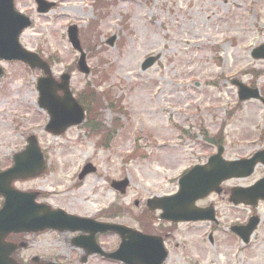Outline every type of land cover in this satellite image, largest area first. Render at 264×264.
Returning <instances> with one entry per match:
<instances>
[{
	"label": "rangeland",
	"instance_id": "374dc122",
	"mask_svg": "<svg viewBox=\"0 0 264 264\" xmlns=\"http://www.w3.org/2000/svg\"><path fill=\"white\" fill-rule=\"evenodd\" d=\"M50 1L58 5L46 15L37 13L35 0L17 1L18 9L33 19L21 44L49 58L58 77L79 59L66 35L69 24L79 26L82 45L87 37L97 53L87 58L90 75L74 70L71 89L77 94L98 81L101 91L109 89L112 97L122 98L127 113L117 115L104 101V129H114L106 147L99 142L101 135L84 126L62 135L49 133V116L39 108L36 88L42 72L17 61L1 63L0 170L10 168L12 156L26 147L31 135L48 166L38 178L15 180L16 189L37 191L39 202L86 217L117 201L125 210L115 221L139 228L137 217L149 198L173 193L184 170L216 152L206 136L223 132L227 159L264 148V103H241L232 82L254 83L264 92V60L252 57L264 42V0H109L100 10L92 0ZM93 24L98 26L91 30ZM112 37L116 39L110 45ZM157 53L161 58L156 65L142 72L141 63ZM254 70L262 74L256 77ZM116 117L120 123L114 128ZM86 163L96 171L81 180ZM263 175L264 166L259 165L252 175L227 181L224 190L248 186ZM125 178L129 188L121 194L111 182ZM227 198L216 194L201 202L213 203L220 212L214 242H208L210 224L198 223L180 227L170 244L187 242L186 253L200 257L202 264H264V202L250 210L233 208ZM3 201L0 195V206ZM251 211L262 222L245 246L228 230ZM72 236L54 231L29 236L30 245L19 258L29 263L39 255L77 264L80 251L71 245ZM100 239L107 249L119 241L114 235ZM181 255L175 248L168 264H176ZM88 261L112 264L96 256Z\"/></svg>",
	"mask_w": 264,
	"mask_h": 264
},
{
	"label": "water",
	"instance_id": "95a60500",
	"mask_svg": "<svg viewBox=\"0 0 264 264\" xmlns=\"http://www.w3.org/2000/svg\"><path fill=\"white\" fill-rule=\"evenodd\" d=\"M38 3L40 4L39 11L41 12L48 11L54 5L45 0H38ZM30 23L29 17L16 11L14 0H0V60L19 59L25 63L27 62L32 69L40 68L45 72V77L38 79L37 89L40 91V106L45 108L50 114V121L46 130L60 134L67 127L82 123L84 110L78 105L70 92L69 75H62L63 81L58 84L52 77L49 65L20 45L19 35ZM69 35L74 46L79 48L75 26L70 27ZM253 55L254 57L264 59V46L255 49ZM159 57L157 55L156 57L147 58L143 63L142 69L145 71L148 67L154 65ZM85 58L81 57L79 67L83 72L89 73L90 70L86 66ZM2 74L3 71L0 68V76ZM236 83L240 87L239 94L242 101L244 99L260 97L257 89L252 90L246 85L239 82ZM60 89L64 91V96L62 97H58L57 95ZM222 153L223 149L221 148L218 154L211 158L207 165L209 168H206V166H195L189 173L185 174L179 181L180 189L178 194L173 195V197L152 198L149 201L151 207L164 209L163 216L172 220L205 218L206 214H208V209L205 211L195 207V200L205 197V195L212 191L221 192L220 185L227 178L251 174L259 160V156L263 155L264 152H259L252 159L230 162H225L221 158ZM13 157L14 165L9 170L0 172V193L4 195L5 200L0 210V264H19L13 258V253L26 246V243L17 245L6 242L5 239L10 234L44 231L47 228L55 230H66V228H69L72 231L79 229L84 232L92 231L89 227L85 228L83 226V223H88L92 221L91 219L76 217L65 213L61 209L53 210L46 204L43 205L36 202L37 192L19 191L12 186L14 180L37 177L46 169L45 158L35 136H31L28 139V146ZM94 170L90 164L87 165L81 174V178L86 173ZM113 185L124 192L128 186V180L113 183ZM260 198L264 199V179L248 189H241L239 187L233 189L230 200L236 204L239 202L255 204ZM257 224L258 219L254 218L249 229H247L248 237ZM105 227L116 229L124 235L132 231L123 226L109 225ZM248 237H246V241H248ZM129 246V242L123 241L119 248L120 250L111 255L116 256L117 253L126 252ZM100 251L102 250L92 249L87 253V256L90 253ZM154 254L155 250L149 253L148 256L151 258ZM87 256L84 258V261ZM124 259L128 260V257ZM33 262L35 264H59L51 261L40 263L38 257H35ZM133 264H139V262L136 260Z\"/></svg>",
	"mask_w": 264,
	"mask_h": 264
},
{
	"label": "flooded vegetation",
	"instance_id": "af4514ba",
	"mask_svg": "<svg viewBox=\"0 0 264 264\" xmlns=\"http://www.w3.org/2000/svg\"><path fill=\"white\" fill-rule=\"evenodd\" d=\"M205 201V200H203ZM203 201H198L199 205L202 208H206L207 206H209L212 203H208V204H201V202ZM138 205V204H136ZM216 214L218 215V212L215 210ZM159 211H149L145 202V207H143L142 210V214L138 217V225L139 227L148 230L149 232H151V234H157L161 237L165 238V244L166 247H168L169 250V254L167 256V259L165 260L164 264H168V262L170 261V255H171V251L173 250L172 248L176 247L177 249H179L182 253V255L180 257H177V263L176 264H202V261L200 258L196 259L195 257H192V255L186 253V251L188 250V246L187 243H182L181 246H179V244H175V246H171L169 241L171 240L172 237H174L176 235V233H178L180 231V227H184L185 225H196V223H209V224H215L212 222H200L197 221L195 222H168L166 220H160V215H159ZM99 215H101V213H99ZM218 223V221L216 222ZM14 239L16 240H21L19 237H14ZM188 252V251H187Z\"/></svg>",
	"mask_w": 264,
	"mask_h": 264
},
{
	"label": "trees",
	"instance_id": "16d2710c",
	"mask_svg": "<svg viewBox=\"0 0 264 264\" xmlns=\"http://www.w3.org/2000/svg\"><path fill=\"white\" fill-rule=\"evenodd\" d=\"M88 92V91H87ZM89 93V95H90V97H91V99L93 100V99H95L96 100V102H98V107L100 106V105H102V103L104 102V100H109V102H110V106L112 107V108H114V99L113 98H110V96H109V94H108V96H106L107 95V92H104V93H98V92H96V90L95 89H93V90H91V91H89L88 92ZM86 101V100H85ZM88 102H91L90 100H88L87 101V103ZM116 106L118 107V109L117 108H115L116 110H119L120 108H121V105H120V102H117L116 103ZM94 107V110H97V107H95V105L93 106ZM93 110V109H92ZM95 117V116H94ZM97 118H100V116H96Z\"/></svg>",
	"mask_w": 264,
	"mask_h": 264
}]
</instances>
